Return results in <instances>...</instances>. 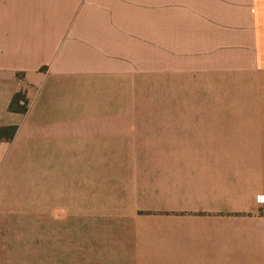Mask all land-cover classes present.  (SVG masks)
Instances as JSON below:
<instances>
[{
    "label": "crops",
    "instance_id": "obj_1",
    "mask_svg": "<svg viewBox=\"0 0 264 264\" xmlns=\"http://www.w3.org/2000/svg\"><path fill=\"white\" fill-rule=\"evenodd\" d=\"M233 76L264 79V0H0V127L18 128L0 141V264H264V109L131 108ZM15 166L37 167L53 229L86 206L119 237L80 254L45 218L32 239Z\"/></svg>",
    "mask_w": 264,
    "mask_h": 264
},
{
    "label": "rangeland",
    "instance_id": "obj_2",
    "mask_svg": "<svg viewBox=\"0 0 264 264\" xmlns=\"http://www.w3.org/2000/svg\"><path fill=\"white\" fill-rule=\"evenodd\" d=\"M188 93L191 94L192 99H196L199 96H203V100L192 101H162L154 100L150 95H143V99L140 102L131 103V108H140L143 110L150 109H222L224 111L232 110H257L264 109V79L257 78H238V77H224L222 84L207 85V86H194L187 88ZM15 170L12 172L9 179L12 182L9 187V191H15L16 195L21 197L24 195H30V199L17 198L19 204L25 203L30 205V214L25 215V223L30 225V236L32 239H38L40 235V227L43 220L46 218L48 225H50L51 218L53 216L49 213H39L38 207L40 206L39 197L37 192L38 186V173L37 167H23L15 166ZM28 169V170H27ZM25 177H31L33 182L23 181ZM6 187L0 186V191ZM28 191L30 193H28ZM263 200V196H258L257 201ZM29 201V203H28ZM84 205L86 199L83 198ZM66 200L64 199V203ZM128 202V201H127ZM11 200H6L5 204L10 205ZM100 206H96L99 210L103 207V201L100 199ZM107 212L117 211L118 207L113 201L108 204ZM68 209L70 205L68 204ZM92 210L95 206L90 207ZM86 206L80 208L82 213H79L78 222L74 223L71 219V214L63 215L62 227L60 230L53 229L54 221H52L51 236L61 237L64 241H69L71 238L79 239V252L85 253H98L103 252V248L100 247L104 241H110L111 239H117L119 237L118 231V215L102 213H87ZM111 217H110V216ZM2 217V215H0ZM56 231V232H55ZM55 232V233H54ZM98 250V251H97Z\"/></svg>",
    "mask_w": 264,
    "mask_h": 264
},
{
    "label": "trees",
    "instance_id": "obj_3",
    "mask_svg": "<svg viewBox=\"0 0 264 264\" xmlns=\"http://www.w3.org/2000/svg\"><path fill=\"white\" fill-rule=\"evenodd\" d=\"M27 99L23 93L16 94L11 103H10V110L20 113H25L27 110ZM16 126H7V127H0V141L1 140H11L16 132Z\"/></svg>",
    "mask_w": 264,
    "mask_h": 264
}]
</instances>
